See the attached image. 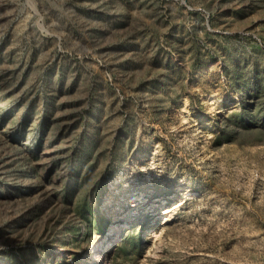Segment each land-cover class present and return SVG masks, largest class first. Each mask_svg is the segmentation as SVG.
<instances>
[{"label": "rangeland", "instance_id": "374dc122", "mask_svg": "<svg viewBox=\"0 0 264 264\" xmlns=\"http://www.w3.org/2000/svg\"><path fill=\"white\" fill-rule=\"evenodd\" d=\"M0 147V264H264V0H0Z\"/></svg>", "mask_w": 264, "mask_h": 264}, {"label": "bare ground", "instance_id": "6f19581e", "mask_svg": "<svg viewBox=\"0 0 264 264\" xmlns=\"http://www.w3.org/2000/svg\"><path fill=\"white\" fill-rule=\"evenodd\" d=\"M8 154L9 155H7L5 153L4 155L1 156V158H0V165H2V162H4V161L10 162V161L13 160V155L10 154V153H8ZM41 159H44V158H41ZM47 188H48L47 186H40V188L38 189L37 193L39 195H43V194H45V192H47ZM127 223H129V222L126 220V222H121L119 224H115V225H112L111 226V228L109 230V233L112 234V236H111V238L109 237V239L106 238V240H107L106 241V243H107L106 245H108L107 246V249L101 248V246H100L101 244L100 245L99 244L96 245V246H98V248H97L98 249V252L95 255L94 263L103 261V259L105 257L106 258L108 257V251L111 249V246H113L115 244V240H116V238H118L119 234L124 232V229L127 227Z\"/></svg>", "mask_w": 264, "mask_h": 264}]
</instances>
